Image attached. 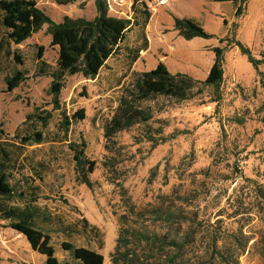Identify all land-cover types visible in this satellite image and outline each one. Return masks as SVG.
<instances>
[{"label": "rangeland", "instance_id": "obj_1", "mask_svg": "<svg viewBox=\"0 0 264 264\" xmlns=\"http://www.w3.org/2000/svg\"><path fill=\"white\" fill-rule=\"evenodd\" d=\"M32 1L56 23L64 16L96 15L93 0L68 5ZM107 1L110 15L131 17L132 0ZM144 1L151 11L145 27L148 48L132 65L133 72H147L163 62L172 74L203 80L213 63L212 48L227 43H219L220 38L234 37L256 58L264 54V0H247L239 19H234L233 6L227 2L214 14L212 2L220 3L214 0ZM196 7L199 11L194 14ZM190 13L207 32H215V38H181L173 30L172 17ZM209 17L218 20V29ZM232 23L237 24L235 29ZM46 28L13 46L23 63L11 64L0 74V124L7 134L12 136L32 112L52 114L42 128L47 142L28 149L35 161L49 166L42 197L47 199L39 204L67 224L85 218L102 234L114 231L115 246L119 239L117 264H217L211 243L215 236L228 264H264V66L259 67L261 79L237 48H228L220 101L213 102L210 89L181 103L158 97L147 104L153 109L147 125L106 140L103 125L117 107L121 90L133 80L124 51L108 59L94 79L66 76L60 110L55 111L48 94L51 78L39 75L38 54L50 66L57 58ZM135 44H139L136 28L122 46ZM12 70L24 72L26 79L8 92L4 77ZM81 109L84 120L72 123L64 140L84 139L85 158L94 163L90 188L78 182L67 141H59L61 112L70 117ZM149 135L157 143L147 141ZM4 226L0 222V264H43L44 257L32 251L22 235ZM64 241L81 246L87 240L79 234H52L56 257L79 264L61 250ZM114 249L104 251L103 264H113Z\"/></svg>", "mask_w": 264, "mask_h": 264}, {"label": "trees", "instance_id": "obj_2", "mask_svg": "<svg viewBox=\"0 0 264 264\" xmlns=\"http://www.w3.org/2000/svg\"><path fill=\"white\" fill-rule=\"evenodd\" d=\"M57 5L73 4L77 0H52ZM96 15L92 19L71 18L64 16L58 23L52 21L32 0H0V74L9 71L11 64L22 65V58L13 46H18L47 26L50 45L57 49L54 66H50L38 54L39 75L51 78L48 94L51 96L52 109L60 110L59 96L64 87L66 76L81 75L85 79H94L104 67L107 60L114 57L120 50L127 58L129 71L139 59L140 53L148 48L145 27L151 17V11L144 0H132L131 17L120 18L109 14L111 10L107 0H93ZM229 2L234 9V19L242 17L247 0H214ZM173 30L186 41L194 38L211 39L213 34L207 32L195 19L173 16ZM227 22L224 20L223 25ZM237 27L232 23V28ZM137 29L139 44L134 47L122 46L126 35ZM227 41L224 47H214L212 66L203 80H197L184 73H170L163 62L147 72H131L132 83L121 90L118 105L112 116L103 125V137L110 140L118 133L128 131L137 125H147L153 118V109L147 106L158 97L169 99L175 103L189 101L211 90L213 102L221 99L223 82V57L228 48L235 47L253 68L258 77H263L259 71L264 66V54L256 58L249 47L233 38H220L219 43ZM25 73L12 70L5 75L4 83L8 92L16 89L26 78ZM264 87V86H263ZM62 118L58 125L61 133L59 141L67 138L71 132V124L84 120V110H78L67 117L61 112ZM51 112H32L26 115L22 124L17 127L12 136L7 134L0 124V222L22 235L32 251L44 257L43 264H70L60 261L56 255L52 234L71 236L79 234L88 242L97 240V249L103 248V236L97 226L81 218L72 224L64 222L60 215L53 214L45 205H40L43 197L44 176L49 166L44 162L35 161L28 149L47 142L48 136L43 133L51 119ZM160 133V132H159ZM147 141L155 142L152 135ZM164 138H161V140ZM57 141V140H54ZM67 147L72 154L77 180L86 187H91L89 174L94 171V163L85 158L86 143L82 136L78 142L67 141ZM170 216V215H169ZM219 238H212V253L217 264H228L223 253L217 248ZM114 252L110 255L113 264H117L116 254L119 253V239ZM61 250L67 252L70 258L79 264H103V256L95 250L77 247L64 241ZM181 249L183 244H181ZM133 264V262L131 263ZM214 264V263H210Z\"/></svg>", "mask_w": 264, "mask_h": 264}, {"label": "crops", "instance_id": "obj_3", "mask_svg": "<svg viewBox=\"0 0 264 264\" xmlns=\"http://www.w3.org/2000/svg\"><path fill=\"white\" fill-rule=\"evenodd\" d=\"M215 2H217V1H215ZM222 3H225V2H220V3H213L212 2V6H211V11H212V13H216V12H219L220 13V11H222V9H221V4ZM227 3H229V2H227ZM199 10H198V8L196 7V11L195 12H193L194 14L196 13V12H198ZM193 13H190V15L189 16H185V17H189V18H195V17H192L194 14ZM155 15V14H154ZM233 17H234V9H233ZM214 17H209V21H211V23L214 25V29H218V24H219V22H218V20L216 21L215 19H213ZM200 24H202L200 21H199V19L198 18H195ZM173 21V20H172ZM222 21H224V20H222ZM215 31V30H214ZM212 33H215V32H213V31H211ZM212 33H210V34H212ZM192 40H201V38H194V39H192ZM212 66V65H211ZM211 68V67H210ZM210 70V69H209ZM209 72V71H208ZM208 74V73H207ZM207 76V75H206ZM206 78V77H205ZM204 78V79H205ZM115 237H116V235H115V232L114 231H110L108 234L107 233H105L104 234V236H103V248L101 249V250H98L97 249V246H95L94 245V242H86V243H84V245H81V246H77V247H86V248H89V249H92V250H95V251H98L102 256H103V263H104V261L106 260V256H105V254H104V251L105 252H107V254L115 247Z\"/></svg>", "mask_w": 264, "mask_h": 264}]
</instances>
